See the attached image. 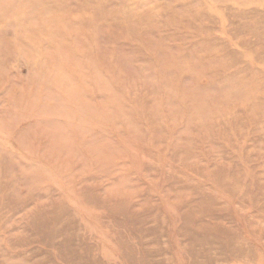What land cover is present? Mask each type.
<instances>
[{
	"label": "rangeland",
	"instance_id": "rangeland-1",
	"mask_svg": "<svg viewBox=\"0 0 264 264\" xmlns=\"http://www.w3.org/2000/svg\"><path fill=\"white\" fill-rule=\"evenodd\" d=\"M0 264H264V0H0Z\"/></svg>",
	"mask_w": 264,
	"mask_h": 264
}]
</instances>
